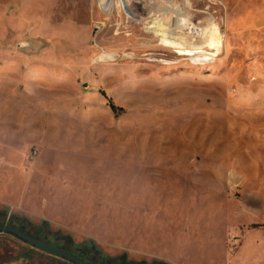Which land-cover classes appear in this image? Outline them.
Returning a JSON list of instances; mask_svg holds the SVG:
<instances>
[{"label": "rangeland", "instance_id": "obj_1", "mask_svg": "<svg viewBox=\"0 0 264 264\" xmlns=\"http://www.w3.org/2000/svg\"><path fill=\"white\" fill-rule=\"evenodd\" d=\"M128 1L0 0V220L89 264H264V0Z\"/></svg>", "mask_w": 264, "mask_h": 264}, {"label": "flooded vegetation", "instance_id": "obj_2", "mask_svg": "<svg viewBox=\"0 0 264 264\" xmlns=\"http://www.w3.org/2000/svg\"><path fill=\"white\" fill-rule=\"evenodd\" d=\"M4 224H0V226H8L11 228H15L10 226L9 221L5 220ZM24 234L28 235L29 237L38 240L42 243L48 244L52 247L59 248L61 250L67 251L75 255L72 251H70L67 248L55 246L47 241H43L37 237L34 236L33 231L26 232L24 230H20L18 228H15ZM0 235L2 236L0 238V264H40L35 259L37 257H40L41 255H51L53 257H59L56 255H53L51 253H48L46 251H43L26 241L22 240L21 238H18L12 234H9L7 232H0ZM4 236V237H3ZM16 241V242H15ZM76 256V255H75ZM78 257V256H76ZM61 258V257H59ZM79 258V257H78ZM63 259V258H62ZM65 260V259H64ZM68 261V260H66ZM69 263H72L68 261ZM74 264V263H72ZM84 264H89L85 263Z\"/></svg>", "mask_w": 264, "mask_h": 264}, {"label": "water", "instance_id": "obj_3", "mask_svg": "<svg viewBox=\"0 0 264 264\" xmlns=\"http://www.w3.org/2000/svg\"><path fill=\"white\" fill-rule=\"evenodd\" d=\"M0 232H7L9 234H12L18 238H21L22 240L26 241L27 243L43 250V251H46L48 253H51L53 255H56V256H59L65 260H68L74 264H84V262L76 257L75 255H73L72 253L70 252H67V251H64V250H61L59 248H55V247H52L48 244H45V243H42L38 240H35L31 237H29L28 235L24 234L23 232L15 229V228H11V227H8V226H0Z\"/></svg>", "mask_w": 264, "mask_h": 264}, {"label": "trees", "instance_id": "obj_4", "mask_svg": "<svg viewBox=\"0 0 264 264\" xmlns=\"http://www.w3.org/2000/svg\"><path fill=\"white\" fill-rule=\"evenodd\" d=\"M114 109V106H111ZM6 219L3 217V220H0V224H4V222ZM9 224L12 227L18 228L20 230H24L26 232H29L30 230L33 231V234L35 237L43 240V241H47L55 246H59V247H64L67 248L64 245H60L59 242L54 241L55 239L52 237V235L50 233H46L45 231H42L40 229V227L34 226L33 224L29 223L27 220L25 219H20V218H14V219H10L9 220ZM54 236V235H53ZM68 249V248H67ZM83 262L88 263V261L86 259H84L81 256H78Z\"/></svg>", "mask_w": 264, "mask_h": 264}, {"label": "bare ground", "instance_id": "obj_5", "mask_svg": "<svg viewBox=\"0 0 264 264\" xmlns=\"http://www.w3.org/2000/svg\"><path fill=\"white\" fill-rule=\"evenodd\" d=\"M120 1H122V0H118L117 3L120 2ZM123 1L125 3H127V5H125L127 7H128L129 4H131V1H128V0H123ZM120 3H122V2H120ZM163 35L164 34L160 35L162 37V39L160 38L161 41H162L161 43L166 44V46L168 45V46L175 47V48L177 47L176 49H178V47H179V49H178V54L179 55H181V56H191L192 57V56H195L196 54L199 53L198 50L196 52L195 51L193 52V51H189L187 49H184L183 48L184 46H182V45H180L182 47H180L179 45H176V44L174 45V42L170 41L168 36H163ZM211 35H210V39H209L210 40V44L209 45L211 47H214L216 49V51L219 52V48L221 47V38L219 37L218 32L216 30H215V34H211Z\"/></svg>", "mask_w": 264, "mask_h": 264}, {"label": "built area", "instance_id": "obj_6", "mask_svg": "<svg viewBox=\"0 0 264 264\" xmlns=\"http://www.w3.org/2000/svg\"><path fill=\"white\" fill-rule=\"evenodd\" d=\"M118 0H99V2L103 5V7L111 8L113 4H116ZM107 8V9H108ZM113 8V7H112ZM110 10V9H109Z\"/></svg>", "mask_w": 264, "mask_h": 264}]
</instances>
